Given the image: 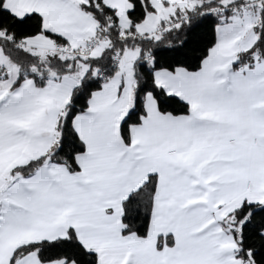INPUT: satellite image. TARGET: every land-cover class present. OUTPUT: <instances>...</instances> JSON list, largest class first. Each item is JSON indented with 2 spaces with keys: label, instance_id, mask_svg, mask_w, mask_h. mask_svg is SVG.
I'll list each match as a JSON object with an SVG mask.
<instances>
[{
  "label": "snow or ice",
  "instance_id": "obj_1",
  "mask_svg": "<svg viewBox=\"0 0 264 264\" xmlns=\"http://www.w3.org/2000/svg\"><path fill=\"white\" fill-rule=\"evenodd\" d=\"M0 264H264V0H0Z\"/></svg>",
  "mask_w": 264,
  "mask_h": 264
},
{
  "label": "trees",
  "instance_id": "obj_2",
  "mask_svg": "<svg viewBox=\"0 0 264 264\" xmlns=\"http://www.w3.org/2000/svg\"><path fill=\"white\" fill-rule=\"evenodd\" d=\"M201 34H208V30L206 28H201L200 30ZM187 34H182L181 38H185ZM179 47V43L177 40L173 38H169V41H165L164 43L157 46V56L158 59L161 61V63H172L175 62L178 59L182 60H188L189 62H194L195 57L200 55L199 46L196 45H187L183 48H179V51H177V48ZM196 48L194 51L193 49Z\"/></svg>",
  "mask_w": 264,
  "mask_h": 264
}]
</instances>
